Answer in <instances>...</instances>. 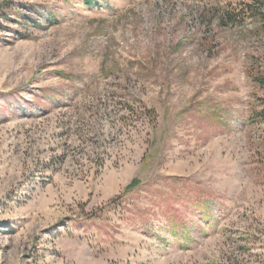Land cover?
Masks as SVG:
<instances>
[{
  "label": "rangeland",
  "instance_id": "374dc122",
  "mask_svg": "<svg viewBox=\"0 0 264 264\" xmlns=\"http://www.w3.org/2000/svg\"><path fill=\"white\" fill-rule=\"evenodd\" d=\"M257 78L264 0H0V264H264Z\"/></svg>",
  "mask_w": 264,
  "mask_h": 264
},
{
  "label": "trees",
  "instance_id": "16d2710c",
  "mask_svg": "<svg viewBox=\"0 0 264 264\" xmlns=\"http://www.w3.org/2000/svg\"><path fill=\"white\" fill-rule=\"evenodd\" d=\"M253 2H257V0H252ZM85 3L86 4H88V5H91L92 4V0H85ZM247 7L248 8H250V6L249 5H247ZM256 82H257V84H259V85H262V84H264V79L263 78H257V80H255ZM137 184V182L136 181H133L130 185H129V187H132V186H134V185H136ZM128 187V188H129Z\"/></svg>",
  "mask_w": 264,
  "mask_h": 264
}]
</instances>
